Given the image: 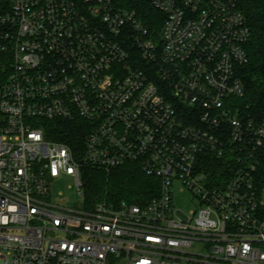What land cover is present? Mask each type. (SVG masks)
Returning a JSON list of instances; mask_svg holds the SVG:
<instances>
[{"label": "built area", "instance_id": "2783aa9c", "mask_svg": "<svg viewBox=\"0 0 264 264\" xmlns=\"http://www.w3.org/2000/svg\"><path fill=\"white\" fill-rule=\"evenodd\" d=\"M146 1L159 45L115 0H0V264H264V113L232 100L250 38L239 0ZM74 121L75 150L50 130ZM208 155L232 175L208 176ZM129 164L156 196L86 202L84 169ZM61 177L80 205L52 197Z\"/></svg>", "mask_w": 264, "mask_h": 264}, {"label": "trees", "instance_id": "16d2710c", "mask_svg": "<svg viewBox=\"0 0 264 264\" xmlns=\"http://www.w3.org/2000/svg\"><path fill=\"white\" fill-rule=\"evenodd\" d=\"M115 2L118 8L134 11L150 36L159 35L164 16L146 0ZM238 7L250 31V38L245 45L246 62L236 68V77L241 83L243 95L232 100L240 115L258 120L264 113V0H239ZM133 52L138 55L137 51ZM82 125L81 121L59 122L50 125V130L55 140L67 143L75 150L84 139ZM227 156L216 160L208 155L204 161L205 173L208 176H231L235 164ZM82 181L87 203L106 199L145 204L159 190V181L145 176L133 164L124 165L108 174L86 168L82 171ZM252 182L256 189L264 188V154L258 158Z\"/></svg>", "mask_w": 264, "mask_h": 264}, {"label": "rangeland", "instance_id": "374dc122", "mask_svg": "<svg viewBox=\"0 0 264 264\" xmlns=\"http://www.w3.org/2000/svg\"><path fill=\"white\" fill-rule=\"evenodd\" d=\"M161 31V30H160ZM160 34V32H159ZM155 45H159L160 36H151ZM174 193V206L177 209L188 212L193 208L189 193L182 190L179 184H175L173 188ZM52 197L56 200H61L64 205H80L81 199L77 194L74 180L71 177H61L51 187Z\"/></svg>", "mask_w": 264, "mask_h": 264}]
</instances>
